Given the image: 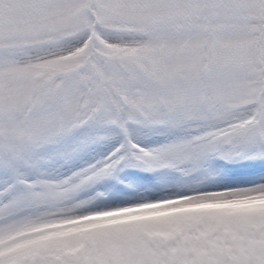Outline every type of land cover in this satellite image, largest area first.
<instances>
[{
    "label": "snow or ice",
    "instance_id": "snow-or-ice-1",
    "mask_svg": "<svg viewBox=\"0 0 264 264\" xmlns=\"http://www.w3.org/2000/svg\"><path fill=\"white\" fill-rule=\"evenodd\" d=\"M0 264H264V0H0Z\"/></svg>",
    "mask_w": 264,
    "mask_h": 264
},
{
    "label": "rangeland",
    "instance_id": "rangeland-1",
    "mask_svg": "<svg viewBox=\"0 0 264 264\" xmlns=\"http://www.w3.org/2000/svg\"><path fill=\"white\" fill-rule=\"evenodd\" d=\"M226 175L230 182H243L251 178L255 168L252 165H227ZM232 173L233 177H230ZM129 178L127 179V177ZM132 177V178H131ZM153 177L149 173H145L138 169L129 168L125 169L119 174L118 180L107 181L103 186V190L110 193L116 198H125L133 195L134 193L127 187L128 185L134 186L137 190L145 189L152 185ZM122 185V186H119Z\"/></svg>",
    "mask_w": 264,
    "mask_h": 264
}]
</instances>
